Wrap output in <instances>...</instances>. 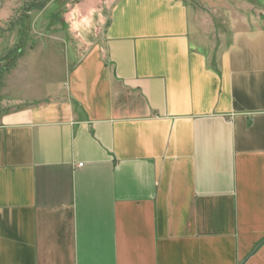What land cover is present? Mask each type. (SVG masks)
<instances>
[{
  "label": "crops",
  "instance_id": "crops-1",
  "mask_svg": "<svg viewBox=\"0 0 264 264\" xmlns=\"http://www.w3.org/2000/svg\"><path fill=\"white\" fill-rule=\"evenodd\" d=\"M34 85L0 107V264H264V0H113Z\"/></svg>",
  "mask_w": 264,
  "mask_h": 264
},
{
  "label": "rangeland",
  "instance_id": "rangeland-1",
  "mask_svg": "<svg viewBox=\"0 0 264 264\" xmlns=\"http://www.w3.org/2000/svg\"><path fill=\"white\" fill-rule=\"evenodd\" d=\"M112 1L0 0V107L74 68L99 43Z\"/></svg>",
  "mask_w": 264,
  "mask_h": 264
}]
</instances>
